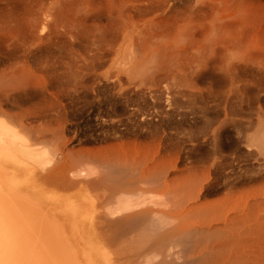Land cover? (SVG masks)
<instances>
[{
	"label": "rangeland",
	"instance_id": "1",
	"mask_svg": "<svg viewBox=\"0 0 264 264\" xmlns=\"http://www.w3.org/2000/svg\"><path fill=\"white\" fill-rule=\"evenodd\" d=\"M245 1L248 21L210 34L209 41L201 38L197 47L205 46L208 53L201 52L210 57L186 62L176 78L164 69H175L162 63L164 52L194 56L197 48L183 41L167 44L153 19L141 18V0H0V111L42 141L59 133L49 144L65 153L126 159L128 174H120L141 180V192L171 190L176 199L170 205L214 208L213 217L203 221L194 213L189 220L195 223H189L192 230L206 222L231 224L219 237L222 264H264V175H257L264 162L249 155L251 141L264 130V0ZM55 41L61 42L57 53L51 49ZM237 88L254 98L251 109L246 103L226 109L224 100ZM215 143L228 163L239 157L235 173L244 184H223L234 172L221 171ZM64 167H58L56 185L67 180ZM196 239L188 252L178 246L161 264L189 263V253L203 242Z\"/></svg>",
	"mask_w": 264,
	"mask_h": 264
},
{
	"label": "bare ground",
	"instance_id": "2",
	"mask_svg": "<svg viewBox=\"0 0 264 264\" xmlns=\"http://www.w3.org/2000/svg\"><path fill=\"white\" fill-rule=\"evenodd\" d=\"M119 9L122 10V7ZM140 16L144 19H153V27L161 32L163 35L161 37L168 38L167 44L183 41V44L187 42L197 48V52L193 53L194 56L197 54L195 57L185 50L186 53L183 51L184 53L162 54L164 59L162 58L161 61H165L162 63L168 62L167 66L173 63L175 67V69L168 67L164 69L175 77L181 73V66L186 62L205 60L207 54L201 52L206 51L202 49L205 46L197 47L201 38V41H209L210 34L224 30L231 31V27L235 29V24H239V20L244 23L248 21L245 0H141ZM41 25L42 30L45 31L47 26ZM37 39L42 38L38 36ZM60 43L51 45L53 51H50L57 53L56 49L60 50ZM183 46L185 48L186 45ZM227 56L229 59L228 54ZM260 61L262 63L261 59ZM182 76L184 75H180V79H183ZM249 94L239 88L235 89L233 95H229L224 100L226 109L230 107L229 109L236 110L235 108L243 107L244 103L251 109L254 98ZM13 102L15 105V101ZM242 109L237 112H241ZM229 113L231 115L232 111ZM5 115L0 111V264H161L166 259V255L178 246L186 248L188 252L193 245L192 240L197 241V237H201L203 242L194 255L190 253L189 256L186 255L188 256L186 261L189 262L187 264L191 262L222 264L223 243L219 241V237L231 224L223 221L213 226L206 222L192 230L189 223V221L195 223L192 219L189 220L190 214L196 213L205 221L206 217L215 215L214 208L199 204L191 207L180 204L170 205L172 200L176 199L175 193L171 190L141 192V180L130 181L131 178L126 171L129 162L126 159L112 158L102 153L86 155L65 153L62 147L56 148L50 145L59 140L56 137L59 133L55 134V132L52 135L50 132L52 136L49 140L42 141L43 138L26 134V130L24 132L20 126L14 125L8 120L10 117L7 119ZM236 115L233 116L236 118L240 116ZM48 123L51 125L54 122L48 121ZM262 129L259 132L257 130V137L251 141L249 155H256L264 162V130ZM37 133L40 134L39 131ZM215 146L214 153L217 156L223 154L221 146H218V143H215ZM225 155L218 156V160L220 158L218 164L222 168L220 169L229 170L234 174L231 177L224 176L226 179L223 184L229 187L244 184L243 175L236 176L235 173L236 167H240V159H237L239 157H233L228 163L229 160ZM62 164L65 165L67 180L63 184L56 185L57 170ZM260 166L257 174L259 178L264 175L263 163ZM122 170L127 173L125 177L120 174ZM151 185H156V182L154 184L151 182ZM145 192L147 193L144 194ZM202 195L203 193L198 197ZM235 220L236 218L232 219Z\"/></svg>",
	"mask_w": 264,
	"mask_h": 264
}]
</instances>
